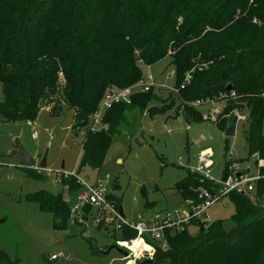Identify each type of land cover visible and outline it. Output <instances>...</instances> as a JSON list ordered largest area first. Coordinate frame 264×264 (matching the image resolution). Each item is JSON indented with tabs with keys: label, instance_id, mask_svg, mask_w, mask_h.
<instances>
[{
	"label": "trees",
	"instance_id": "obj_1",
	"mask_svg": "<svg viewBox=\"0 0 264 264\" xmlns=\"http://www.w3.org/2000/svg\"><path fill=\"white\" fill-rule=\"evenodd\" d=\"M167 57L176 70L180 100L222 104L216 124L224 132L236 113H248V152L261 179L252 193L226 196L235 206L231 229L223 220L197 218L180 229H167L168 248L157 247L152 264H264V0H0V121L34 123L43 108L52 107L53 115L73 110V129L86 132L78 172L87 167L98 171L113 132L128 113H163L148 108L159 100L154 88L137 92L130 103L107 112L108 129L91 132V117L105 93L135 85L144 77L141 66ZM203 64L208 67L195 70L185 84L187 74ZM229 85L232 91H226ZM185 113L188 121H202L195 109L186 107ZM232 162H227L225 174ZM24 171L43 178L32 169ZM61 182L70 192L79 189L75 179ZM174 189L184 203L197 207L206 200L202 190L215 195L219 185L189 172ZM109 199L120 209L118 197ZM26 200L52 214L56 229L64 230L72 218V207L62 195L43 190ZM92 212L85 208L84 218ZM191 226L199 228L196 235L189 232ZM136 238L125 227L116 243ZM0 264L20 261L0 246Z\"/></svg>",
	"mask_w": 264,
	"mask_h": 264
},
{
	"label": "rangeland",
	"instance_id": "obj_2",
	"mask_svg": "<svg viewBox=\"0 0 264 264\" xmlns=\"http://www.w3.org/2000/svg\"><path fill=\"white\" fill-rule=\"evenodd\" d=\"M141 68L144 76L154 77V93L159 97L150 102L148 108L163 113L155 117L149 115V110L128 113L127 121L113 132L112 146L98 171L87 167L78 172L84 137L73 129V110L64 109L61 115H53L52 107L43 108L34 123L0 121V162L3 164L0 167V246L13 260L20 264H127L120 260L124 256L117 249L109 252L118 246L116 241L121 239V232L97 227L91 219L80 225L76 214L64 230L56 229L52 214L42 212L37 203L26 200L28 195L44 190L62 195L71 207L75 206L81 189L70 192L57 177L56 172L63 170V164L67 165L65 171L75 170L78 176L91 182L109 176L112 195L120 199L126 218L133 222L139 216L150 218L187 210L174 187L189 172L193 173L201 153L210 154L212 173L217 181L223 180L230 160L233 162L229 168L235 166L233 170L237 174L250 168L253 174L259 175L256 159L248 152L246 122L238 123L234 137H227L217 124L205 121L207 111L222 108V104L210 99L181 101L175 87L176 76H171L176 70L170 57ZM134 92L140 89L135 88ZM2 98L0 86V101ZM186 107L200 112L202 121H188ZM245 114L248 116L247 112ZM35 131L38 138L34 137ZM198 137H202L199 142ZM17 140L35 158L37 166L47 156V168L53 170V174L38 175L32 171L43 178H11V166H19L12 155ZM253 201L257 202L255 197ZM234 214L235 206L228 197L206 212L210 223L223 220L228 230L233 227ZM198 231L196 226L189 227L192 235ZM60 254L63 257L51 259Z\"/></svg>",
	"mask_w": 264,
	"mask_h": 264
},
{
	"label": "built area",
	"instance_id": "obj_3",
	"mask_svg": "<svg viewBox=\"0 0 264 264\" xmlns=\"http://www.w3.org/2000/svg\"><path fill=\"white\" fill-rule=\"evenodd\" d=\"M142 63V61L140 62ZM208 66L206 64L197 65L190 73L187 74L185 84H190L192 80V74L195 70L200 72L204 71ZM175 74L171 75L174 76ZM156 86L154 77L150 74L144 76L135 85L119 89L117 87H111L107 90L104 98L91 117L90 131L98 132L103 129H108V125H104V117L107 112L111 110L115 105L121 103H130L131 97L133 96L134 89L139 88L140 92H149ZM184 88V86H182ZM179 90H177L178 92ZM231 96H235L232 93ZM214 102V101H213ZM222 108H213L207 111L205 115V121L218 123L222 115ZM239 122H247L248 117L246 114L236 113ZM86 132L81 131L80 135L85 136ZM37 132L35 133V137ZM3 164L0 162V167ZM13 169L15 166H11ZM213 161L209 153H201L197 157V165L194 173L199 174L204 180H208L219 185L217 194L211 195L207 190H202L201 198L206 199L205 202L197 207L191 206V202H185L186 209H179L172 212L170 215H160L150 218L139 216L136 222L129 221L126 217L123 218L120 214V210L116 207L115 202L110 200L109 197L112 195V187L109 185V176L106 178H98L95 182H91L88 178H81L78 176L77 171L67 172L65 170H59L56 172L57 177L62 181L64 179L70 180L75 179L81 189V194L78 196V203L72 207V214L77 215L78 222L85 224L92 220V224L95 226H102L104 228H112L116 231L121 232L122 229L128 227L137 233V238L131 241H118V247L128 252V257H123L120 260L126 261L128 264L132 262L134 264H140L142 260L148 258L153 261L157 247L167 250L168 244L165 239L164 232L167 229H180L183 225H189L192 218L202 219L208 222L206 212L208 209L221 201L232 191L239 193H252L256 190V183L260 176L243 173L237 174L233 170L235 166L229 168L228 173L224 175L222 181H217L212 173ZM33 171L38 174L48 173V176L53 174V170L49 168H41L36 166L32 168ZM65 200V199H64ZM67 202V200H65ZM87 207L93 208V214L89 215L87 219L84 218V209ZM206 215V216H204ZM91 217V218H90ZM91 223V222H90ZM150 240V243L149 241ZM138 241L149 245L150 250L148 253L141 252L138 256L137 253L132 250V246ZM148 255V258L147 256ZM59 257H63V254L59 256H52V260H57ZM69 257H67L68 259Z\"/></svg>",
	"mask_w": 264,
	"mask_h": 264
},
{
	"label": "water",
	"instance_id": "obj_4",
	"mask_svg": "<svg viewBox=\"0 0 264 264\" xmlns=\"http://www.w3.org/2000/svg\"><path fill=\"white\" fill-rule=\"evenodd\" d=\"M233 90V86L229 85L226 88V91H232ZM237 125H238V117L234 116L233 120L228 124L227 129L225 131V135L227 137H234L236 135V129H237ZM202 139V137H198L196 139L197 142H199ZM12 155L14 157H16V159L19 161V166H17L16 168H14L11 171L10 177L11 178H26L29 177L28 173L26 171H24V169H32L34 167L37 166V161L35 160V158L31 155V153L22 145V143L17 140L16 145H15V150L12 153ZM48 166V161H47V156H45L43 158V160L40 163V167L41 168H47ZM64 168V166H63ZM120 214L123 218H125V214L124 211L122 209V207H120ZM113 249H117L119 251V253H121L124 257H128V252H126L125 250L121 249L120 247H112L109 252ZM148 258V255H146ZM141 264H152V260L151 259H147L145 261H143Z\"/></svg>",
	"mask_w": 264,
	"mask_h": 264
},
{
	"label": "bare ground",
	"instance_id": "obj_5",
	"mask_svg": "<svg viewBox=\"0 0 264 264\" xmlns=\"http://www.w3.org/2000/svg\"><path fill=\"white\" fill-rule=\"evenodd\" d=\"M132 250H134L138 256L141 252L148 253V250H150V247L146 243L138 241L134 244V246H132ZM128 264H134V263L131 261Z\"/></svg>",
	"mask_w": 264,
	"mask_h": 264
},
{
	"label": "crops",
	"instance_id": "obj_6",
	"mask_svg": "<svg viewBox=\"0 0 264 264\" xmlns=\"http://www.w3.org/2000/svg\"><path fill=\"white\" fill-rule=\"evenodd\" d=\"M46 110H50V108H46ZM38 117H39V116H38ZM37 120H38V119H37ZM37 120H36V121H37ZM36 121H35V122H36ZM30 123H31V122H30ZM236 130H237V129H236ZM35 132H37V131H35ZM34 137H35V133H34ZM35 138H38V136L35 137ZM63 166H64V168H63ZM63 166H62V169L64 170V169L67 167V165H64V164H63ZM190 166H191V165H190V163H189V164H188V167H190ZM109 264H110V263H109Z\"/></svg>",
	"mask_w": 264,
	"mask_h": 264
}]
</instances>
